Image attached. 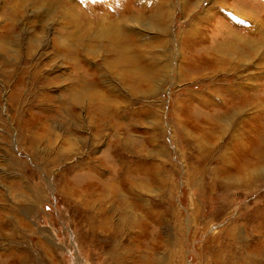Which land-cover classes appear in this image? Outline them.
I'll return each mask as SVG.
<instances>
[{
    "label": "rangeland",
    "instance_id": "rangeland-1",
    "mask_svg": "<svg viewBox=\"0 0 264 264\" xmlns=\"http://www.w3.org/2000/svg\"><path fill=\"white\" fill-rule=\"evenodd\" d=\"M252 14L264 0H0V264H264Z\"/></svg>",
    "mask_w": 264,
    "mask_h": 264
},
{
    "label": "bare ground",
    "instance_id": "bare-ground-1",
    "mask_svg": "<svg viewBox=\"0 0 264 264\" xmlns=\"http://www.w3.org/2000/svg\"><path fill=\"white\" fill-rule=\"evenodd\" d=\"M241 12V11H240ZM240 14V13H239ZM250 14V13H249ZM247 15V14H246ZM252 16H254V18L256 17V14H252ZM241 17V16H240ZM252 19V17H250L249 16V19H248V21H255L256 20V18L255 19ZM256 24V26H259V28H260V31H261V29L264 31V26H263V22L262 21H257L256 20V22H255ZM257 29V28H256ZM252 31V30H251ZM192 33H193V31H191ZM251 33H253V31L251 32ZM254 42V41H253ZM240 43V42H239ZM259 49L260 48H255V46L252 44V43H249V44H244L243 46H242V49L241 50H239V52L237 51V54L236 55H238V54H242L243 55V53H246V54H253V53H255V52H257V51H259ZM231 52H234V51H231ZM230 52V53H231ZM229 53V54H230ZM210 57H211V55H210ZM213 58H216V56L215 57H213ZM225 58H226V56H225ZM217 59V58H216ZM209 61V62H208ZM201 65L203 66V68H209L210 70H211V68L212 69H215L216 70V72L217 71H219L220 69H218V68H223L225 65H227V60L226 59H224L223 61H218V60H211V59H208V56H203L202 57V60H201ZM245 98H247V97H245ZM218 258V257H217Z\"/></svg>",
    "mask_w": 264,
    "mask_h": 264
},
{
    "label": "crops",
    "instance_id": "crops-1",
    "mask_svg": "<svg viewBox=\"0 0 264 264\" xmlns=\"http://www.w3.org/2000/svg\"><path fill=\"white\" fill-rule=\"evenodd\" d=\"M252 261V260H251ZM247 264V263H246ZM248 264H253L252 262L250 263V262H248Z\"/></svg>",
    "mask_w": 264,
    "mask_h": 264
}]
</instances>
